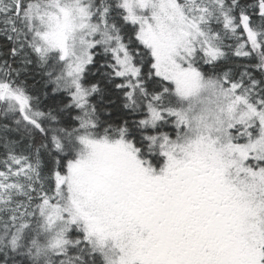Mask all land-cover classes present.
Returning <instances> with one entry per match:
<instances>
[{
    "label": "snow or ice",
    "instance_id": "snow-or-ice-1",
    "mask_svg": "<svg viewBox=\"0 0 264 264\" xmlns=\"http://www.w3.org/2000/svg\"><path fill=\"white\" fill-rule=\"evenodd\" d=\"M0 264H264V0H0Z\"/></svg>",
    "mask_w": 264,
    "mask_h": 264
}]
</instances>
